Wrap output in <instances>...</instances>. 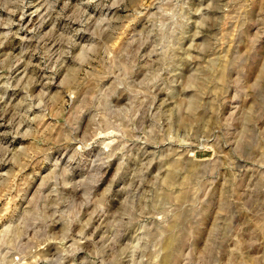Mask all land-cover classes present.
Returning a JSON list of instances; mask_svg holds the SVG:
<instances>
[{"label":"rangeland","instance_id":"rangeland-1","mask_svg":"<svg viewBox=\"0 0 264 264\" xmlns=\"http://www.w3.org/2000/svg\"><path fill=\"white\" fill-rule=\"evenodd\" d=\"M0 264H264V0H0Z\"/></svg>","mask_w":264,"mask_h":264},{"label":"bare ground","instance_id":"bare-ground-1","mask_svg":"<svg viewBox=\"0 0 264 264\" xmlns=\"http://www.w3.org/2000/svg\"><path fill=\"white\" fill-rule=\"evenodd\" d=\"M169 249V248H168Z\"/></svg>","mask_w":264,"mask_h":264}]
</instances>
